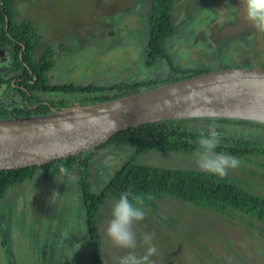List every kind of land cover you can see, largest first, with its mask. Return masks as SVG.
<instances>
[{
	"label": "rangeland",
	"instance_id": "rangeland-1",
	"mask_svg": "<svg viewBox=\"0 0 264 264\" xmlns=\"http://www.w3.org/2000/svg\"><path fill=\"white\" fill-rule=\"evenodd\" d=\"M13 1L17 18L33 21L43 42L56 52L52 82L108 84L149 73L143 45L149 37L152 0ZM173 18L175 34L166 49L177 62L233 65L248 57L246 60H255L251 67L261 66L264 33L246 20L241 0H176ZM219 46L223 58L218 57ZM10 60L0 49V74L10 69ZM150 70L152 75H166L168 63L158 61ZM11 91L9 97V88H0V100L17 102L20 94ZM239 128L229 127L231 132ZM258 137L264 139V130ZM104 150L97 151L91 165L89 178L94 193L108 184L133 152L128 146ZM239 160L240 166L230 169L228 175L246 177L254 183L251 189L264 196V159H258L262 166ZM138 162L198 168L193 152L152 150L141 155ZM75 178L64 172L54 183L36 177L12 187L0 200V264H95L86 207ZM116 200L107 198L98 211L105 264H117L128 251L114 247L105 234ZM137 206L143 207L146 215L134 225L135 251L145 253L143 236L150 235L157 249L151 258L155 264H264V236L256 235L258 232L247 228L238 217L168 198L160 208L156 204ZM168 214L176 222H171Z\"/></svg>",
	"mask_w": 264,
	"mask_h": 264
},
{
	"label": "trees",
	"instance_id": "trees-1",
	"mask_svg": "<svg viewBox=\"0 0 264 264\" xmlns=\"http://www.w3.org/2000/svg\"><path fill=\"white\" fill-rule=\"evenodd\" d=\"M175 2L176 0H152L148 18L149 37L143 45L144 61L149 69L146 76L108 84H99L96 81L77 84L51 81L52 69L55 67V50L43 42L33 21L17 18L13 0H0V49L5 50L12 59L10 69L0 74V85L20 94L17 102L0 100V118L43 115L53 109H64L76 104L89 105L131 95L214 69L251 67V62L255 60H246L248 57L233 65L230 62L202 61L190 66L177 62L166 49L167 42L175 34ZM61 47L63 49L64 46ZM218 50V57L223 58L225 54L222 47L219 46ZM163 60L168 63L167 74L152 75L150 68ZM260 62V67L264 68V60ZM230 126L240 128L231 132ZM242 128H250L252 131ZM212 129L220 134L221 143L216 149L217 152L235 156L245 163L254 162L262 166L258 159H264V139L258 135L264 130V123L211 116L168 118L122 130L95 150L41 165L0 170V200L10 193L12 187L36 177L54 183L61 172L67 176H76L75 180L86 207V224L93 243L95 264H105L101 250L98 211L107 198L118 199L120 193L126 190L141 196L142 205L145 206L156 204L160 208L162 202H166L168 198L212 210L218 215L238 217L247 228L253 231L255 229L258 232L256 235L264 236V196L251 189L254 183L246 177L227 175L219 178L198 168L159 167L138 162L141 155L152 150L195 153L201 133L207 134ZM111 146H128L133 152L108 184L100 192L94 193L89 178L91 165L95 162L94 155ZM168 216L171 222H176L172 214ZM252 234L255 235L254 232ZM239 257H242L241 254Z\"/></svg>",
	"mask_w": 264,
	"mask_h": 264
},
{
	"label": "water",
	"instance_id": "water-1",
	"mask_svg": "<svg viewBox=\"0 0 264 264\" xmlns=\"http://www.w3.org/2000/svg\"><path fill=\"white\" fill-rule=\"evenodd\" d=\"M199 116L264 123V68H219L108 101L0 118V170L95 150L143 123Z\"/></svg>",
	"mask_w": 264,
	"mask_h": 264
},
{
	"label": "clouds",
	"instance_id": "clouds-1",
	"mask_svg": "<svg viewBox=\"0 0 264 264\" xmlns=\"http://www.w3.org/2000/svg\"><path fill=\"white\" fill-rule=\"evenodd\" d=\"M245 18L259 33H264V0H241ZM221 143L220 134L212 129L207 134L201 133L197 141L198 147L194 153L198 169L209 175L224 178L230 169L240 166V160L235 156L217 152ZM74 178V177H73ZM143 199L134 195L131 190L121 192L111 206V218L108 220L105 234L116 248L128 250L119 257L117 264H155L151 259L157 254V249L150 235L143 236L147 249L143 255H138L137 237L134 225L145 219Z\"/></svg>",
	"mask_w": 264,
	"mask_h": 264
},
{
	"label": "flooded vegetation",
	"instance_id": "flooded-vegetation-1",
	"mask_svg": "<svg viewBox=\"0 0 264 264\" xmlns=\"http://www.w3.org/2000/svg\"><path fill=\"white\" fill-rule=\"evenodd\" d=\"M0 86H1V85H0ZM0 88H4V87L1 86ZM11 90H12V89H11ZM11 90L9 89V97L12 96V91H11ZM10 91H11V92H10ZM6 93H8V92H6ZM0 96H1V95H0Z\"/></svg>",
	"mask_w": 264,
	"mask_h": 264
}]
</instances>
